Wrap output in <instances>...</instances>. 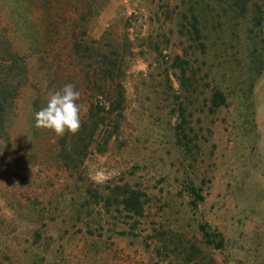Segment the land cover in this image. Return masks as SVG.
<instances>
[{
    "label": "rangeland",
    "instance_id": "1",
    "mask_svg": "<svg viewBox=\"0 0 264 264\" xmlns=\"http://www.w3.org/2000/svg\"><path fill=\"white\" fill-rule=\"evenodd\" d=\"M234 5L100 1L90 39L125 58L117 129L66 169L24 92L0 141V264H264V1Z\"/></svg>",
    "mask_w": 264,
    "mask_h": 264
},
{
    "label": "trees",
    "instance_id": "2",
    "mask_svg": "<svg viewBox=\"0 0 264 264\" xmlns=\"http://www.w3.org/2000/svg\"><path fill=\"white\" fill-rule=\"evenodd\" d=\"M11 1L18 9L6 13L0 8V141L11 147L14 110L24 92L30 90V105L37 112L50 94L72 83L80 91L83 105L79 131L57 136L39 130L56 138L53 145L59 150L58 161L64 168L74 169V158L87 156L99 131L110 138L117 129V123L111 128L106 122L121 118L125 58L109 57L100 43L90 39L88 26L98 15L101 0ZM234 1L235 9L244 5V0ZM258 27L262 30L264 25ZM31 120L35 125V117ZM129 195L124 204L136 213V194Z\"/></svg>",
    "mask_w": 264,
    "mask_h": 264
},
{
    "label": "clouds",
    "instance_id": "3",
    "mask_svg": "<svg viewBox=\"0 0 264 264\" xmlns=\"http://www.w3.org/2000/svg\"><path fill=\"white\" fill-rule=\"evenodd\" d=\"M81 93L72 83L50 94L46 105L35 113V127L50 130L57 136L75 134L81 127Z\"/></svg>",
    "mask_w": 264,
    "mask_h": 264
}]
</instances>
